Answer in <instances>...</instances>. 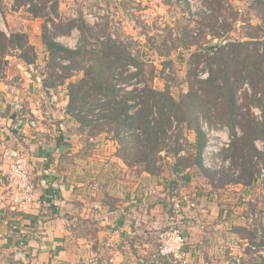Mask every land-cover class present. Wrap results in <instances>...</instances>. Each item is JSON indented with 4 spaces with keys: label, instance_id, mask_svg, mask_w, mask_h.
Here are the masks:
<instances>
[{
    "label": "crops",
    "instance_id": "1",
    "mask_svg": "<svg viewBox=\"0 0 264 264\" xmlns=\"http://www.w3.org/2000/svg\"><path fill=\"white\" fill-rule=\"evenodd\" d=\"M16 9L9 10L21 13ZM3 16L0 10V21L13 31L16 24L9 26ZM44 21L29 16L14 30L27 33L35 60L25 61L20 51L8 54V65L0 73V176L8 167L7 148L30 146V169L38 186L36 202L8 221L13 189L0 184L3 264H140L156 250L159 234L171 219V203L162 196L170 183L178 185L185 199L195 198L199 212L196 219L179 218L188 236L187 260L160 264L214 263L210 255L217 249L215 231L221 226L208 225L215 212L211 182L197 167L175 161L160 163L158 174L138 170L117 155L115 139L101 145L98 136L77 131L79 122L67 112L68 86L75 75L49 82ZM78 33L74 28L56 40L75 48ZM32 118L38 120L37 128L28 124ZM22 235L29 247L26 259L19 258Z\"/></svg>",
    "mask_w": 264,
    "mask_h": 264
},
{
    "label": "trees",
    "instance_id": "2",
    "mask_svg": "<svg viewBox=\"0 0 264 264\" xmlns=\"http://www.w3.org/2000/svg\"><path fill=\"white\" fill-rule=\"evenodd\" d=\"M30 2H22L20 7H26L32 19L43 17L39 13L40 3ZM195 2L203 3L209 13L204 11L203 16L198 13L201 19L194 20L196 27L177 29L180 41L185 40L184 47H195L191 53L193 78L189 79L187 92L176 95L170 86L156 88L152 82L156 75L154 64L140 59L131 45L115 35L96 32L100 24H88L82 16L68 20V28L62 31V24L58 25L54 18L49 19L50 24L49 20L44 21L42 37L49 54L50 77L54 74L64 81L75 75L71 72L73 67L83 72L82 77L69 83L67 112L82 129L98 121L94 126L112 130L119 145L117 155L128 166L150 174H158L159 160L170 156L177 165L197 167L201 174L206 170L203 115L210 123L214 118L219 119L234 136L240 128L243 135L237 144L230 145L226 156L233 165L240 160L239 176L230 180L228 176L213 174L211 184L216 180L219 187L228 183L247 186L258 179L260 167L254 159L262 153L255 142L264 139V0H253L258 11L257 24L250 17L241 16L229 0ZM185 5L190 12V1L185 0ZM0 10L5 13L1 2ZM238 22H242L243 30L235 35ZM74 28L82 33L76 48L56 40L57 36L68 34ZM87 31L91 32L90 36ZM17 51L25 61L35 60L27 33L14 30L7 33L0 29V57L8 63L6 56ZM29 51L33 53L32 60L28 58ZM56 60L58 65L53 66ZM4 68H0V73ZM197 70L207 72L208 76L201 78ZM133 78L139 80L133 83ZM139 83L143 86L137 85ZM255 106L261 108V121L253 113ZM185 128H192L197 134V141L190 148L181 141ZM181 151L185 153L180 154ZM262 184L264 187V180Z\"/></svg>",
    "mask_w": 264,
    "mask_h": 264
},
{
    "label": "rangeland",
    "instance_id": "3",
    "mask_svg": "<svg viewBox=\"0 0 264 264\" xmlns=\"http://www.w3.org/2000/svg\"><path fill=\"white\" fill-rule=\"evenodd\" d=\"M34 1L40 3L39 13L43 15L45 20L52 18L59 19L56 23L58 25L62 24L60 31L68 28V20L82 16L88 24H100L96 32L113 34L121 42L131 45L133 52L138 54L140 59L149 61L150 64L152 63L156 66V75L152 81L156 88L165 89L166 86H170V89L176 95H179L182 91L187 92L189 90V79L193 78L190 74L194 68L191 53L194 52L195 47L185 48V40L184 42L182 41L183 43L180 41L181 35H177V29L180 28L181 31V28L196 27L197 24L194 20L201 19L198 17V13L200 12L201 16H203L204 11L206 12L203 3L197 4V2L194 3L197 0H189L192 5V9L189 12L186 8L185 0ZM229 1L239 9L241 16L250 17L254 24L259 22L258 11L254 6L253 0ZM0 2L5 9L3 18L9 21V26L10 24H16L13 25L14 27L11 30L21 27L25 19H28L29 13L26 11V7H18H20V4L22 5V2L29 4L30 0H0ZM10 6L17 8L18 10L16 9V11H20L21 13H11L9 10ZM101 9L104 11L101 12ZM85 11L91 15V18H86ZM208 13L206 12V14ZM95 15L100 18L97 22H93L92 19ZM220 17L223 18V16ZM0 22V29H7L6 25L3 24L4 22ZM48 22L51 23V20ZM241 24L242 22L237 23V28L234 29L235 35H239L242 32L243 28L241 29ZM78 31L79 41L82 33L80 29ZM89 33L91 32H86L88 36H90ZM90 38L91 42H94L92 37ZM187 41L189 42V39ZM28 58L34 59L31 51L28 53ZM65 62L67 63L68 61L66 60ZM6 64L8 65V63H5V59L0 57V68H4ZM56 65H58L57 60L53 66ZM147 70L150 71L149 69ZM199 70L197 71L200 73V77L205 79L208 73L200 72ZM68 71L65 70V72ZM71 72L75 73V76L71 79L73 81L83 76V72L79 71L76 67H73ZM60 80V77L53 74L49 82L54 83ZM138 80L139 78H133L132 82L136 83ZM137 85L143 86L141 83ZM252 110L257 120L261 121V108L255 106ZM93 115L94 113L89 117ZM96 122H93L89 127V124H87L83 129L78 124L79 126L76 129L79 132H89L90 134H94V136H98L95 140L101 145L111 144L110 139H115L114 132L108 130V128L102 129V127L94 126L98 124ZM201 123L205 132H214V136L210 138L206 137L207 147L204 149V165L207 166L206 170L201 171L203 177L209 182H212V179H214L213 174H219L224 177L228 176L230 180L238 177L241 172L239 166L240 160H236V165H233L226 160V156L228 155L227 149L230 145L237 144V140L242 137V130L238 128L237 134L234 136L231 133V129L219 119L214 118L210 123L204 115ZM181 141L183 145L190 148L197 141V134L192 128H185L184 132H182ZM261 153H263L262 156L256 157L254 161L257 162L259 167H264V152L261 151ZM233 154L235 155V147L233 148ZM166 161L174 160L172 156L163 157V160L160 159L158 171H160V163L163 164ZM208 165L211 167H208ZM236 170H239L238 175L234 173ZM213 185L214 189L212 188L209 193L212 194L211 198L215 202V209L212 210L215 212L212 213L213 219L209 224L208 222H202V225L206 226L208 224L214 227L219 225L221 227L215 231L217 234L215 236L216 241H219L215 244L217 249L210 255L214 263L208 262V264H264V187L262 181L260 179L255 180L247 186L241 183H228L219 187L216 186L218 182L215 180ZM176 194L187 202V199L179 191ZM189 200L197 201L192 197ZM220 256L222 257L219 258Z\"/></svg>",
    "mask_w": 264,
    "mask_h": 264
},
{
    "label": "built area",
    "instance_id": "4",
    "mask_svg": "<svg viewBox=\"0 0 264 264\" xmlns=\"http://www.w3.org/2000/svg\"><path fill=\"white\" fill-rule=\"evenodd\" d=\"M101 10V12L104 11L103 9ZM84 13L86 18H89L91 16L87 11H85ZM92 19L93 22H97L100 20L99 16L97 15L93 16ZM4 31L9 33L7 29H5ZM28 124L32 128H37L38 120L32 118L28 121ZM205 134L208 138L214 136V132H205ZM258 140H256L255 145L258 150L264 152V139ZM26 143L28 144V142ZM183 153L184 151H181L180 154ZM31 155L32 149L30 146H26L25 148H7L5 156L8 161V167L0 176V184L13 189L11 198L12 201L10 205V210L12 213H10L7 217L8 221L13 219L12 217L15 212H26L29 207L32 206L37 200L36 193L38 186L30 169ZM208 167L211 166L208 165ZM259 170L260 172L257 174V180L260 179L261 181H263L264 167H260ZM234 173L238 175L239 170H236ZM177 188L178 185L176 183H170V187L162 195L164 197H167L171 203V219L167 222L166 228L159 234V240L156 250L151 253L150 257L141 260L140 264H160L164 259L183 262L187 260L186 246L188 236L183 224L179 221V218L196 219L199 212V204L197 201L194 202L187 200V202H185L182 198H179V196L176 194V192H178ZM149 192L156 194V190L153 187H150ZM17 244L19 247V258L26 259L29 253L27 236L22 235ZM4 261L5 256L0 252V264H3Z\"/></svg>",
    "mask_w": 264,
    "mask_h": 264
}]
</instances>
